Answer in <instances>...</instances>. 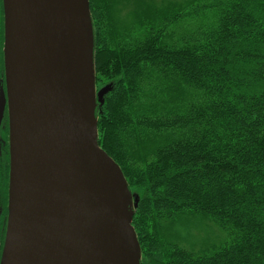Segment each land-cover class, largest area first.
I'll return each instance as SVG.
<instances>
[{"label": "trees", "instance_id": "trees-1", "mask_svg": "<svg viewBox=\"0 0 264 264\" xmlns=\"http://www.w3.org/2000/svg\"><path fill=\"white\" fill-rule=\"evenodd\" d=\"M193 2L90 0L99 143L139 195L141 264H264V0L199 2L212 20L177 34Z\"/></svg>", "mask_w": 264, "mask_h": 264}, {"label": "water", "instance_id": "water-1", "mask_svg": "<svg viewBox=\"0 0 264 264\" xmlns=\"http://www.w3.org/2000/svg\"><path fill=\"white\" fill-rule=\"evenodd\" d=\"M10 116L1 264H141L139 195L99 143L90 0H3Z\"/></svg>", "mask_w": 264, "mask_h": 264}, {"label": "flooded vegetation", "instance_id": "flooded-vegetation-1", "mask_svg": "<svg viewBox=\"0 0 264 264\" xmlns=\"http://www.w3.org/2000/svg\"><path fill=\"white\" fill-rule=\"evenodd\" d=\"M10 116L5 68V12L0 0V264L9 218Z\"/></svg>", "mask_w": 264, "mask_h": 264}, {"label": "rangeland", "instance_id": "rangeland-1", "mask_svg": "<svg viewBox=\"0 0 264 264\" xmlns=\"http://www.w3.org/2000/svg\"><path fill=\"white\" fill-rule=\"evenodd\" d=\"M162 0H156V3H159L161 2ZM164 3L163 4H166V5H173L174 3L176 2H179V1H183L184 3H186L187 1H190V0H163ZM211 1H214V0H194V2L192 4H190L186 10H183L184 14L187 13V10H197V4L199 2H207V3H210ZM192 11V12H193ZM190 13H187L186 15H184L182 17V20H180L179 23H177L176 25H172L171 26V30H174L177 34H182V33H188V32H193L194 30H196L197 28H199V26H202L206 23H208L206 20H212L213 16H212V11L211 9H208L205 11V14H195V15H191V16H188ZM209 228H213L215 231L219 232V226L215 223H212V222H209ZM219 228H218V227ZM194 232H199L197 229H194ZM214 239H216L217 237L213 236Z\"/></svg>", "mask_w": 264, "mask_h": 264}]
</instances>
